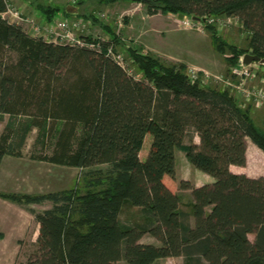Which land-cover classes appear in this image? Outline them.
<instances>
[{"label":"trees","instance_id":"16d2710c","mask_svg":"<svg viewBox=\"0 0 264 264\" xmlns=\"http://www.w3.org/2000/svg\"><path fill=\"white\" fill-rule=\"evenodd\" d=\"M131 1L145 5L150 14L236 17L247 32L248 48L223 40L213 24H206L216 50H228L229 66L246 52L264 59V0ZM28 3L47 22L59 11L44 0ZM6 6L7 0H0V43L18 51L23 72L39 65L63 67L77 55L89 70L74 87L52 96V114L64 121L48 160L79 168L80 179L45 193L0 191V197L23 206L51 203L41 211L27 208L39 227L35 248L23 264H111L120 259L153 264L171 256L183 257L182 264H264V177L229 168L245 165L247 139L264 152V128L253 119L252 106H240L228 89L191 82L182 63H166L129 45L125 50L141 74L136 78L106 54L108 44H123L107 26L109 40L100 41V51L57 44L9 22L1 15ZM15 88L12 77H0V119L13 112ZM12 125L7 122L0 134V164L4 155L19 154L32 127L30 122ZM189 127L198 144L184 143ZM147 133L152 139L142 159ZM177 148L214 181L195 186L180 179L177 186ZM180 189L190 193L189 211L179 207ZM125 203L138 209V220L120 222ZM248 233H254L253 240ZM144 234L158 244L140 241Z\"/></svg>","mask_w":264,"mask_h":264},{"label":"rangeland","instance_id":"374dc122","mask_svg":"<svg viewBox=\"0 0 264 264\" xmlns=\"http://www.w3.org/2000/svg\"><path fill=\"white\" fill-rule=\"evenodd\" d=\"M25 1L28 0H7V3L16 8L18 4H23ZM44 1H53L52 4L59 6L56 14L58 17L62 16L67 3H70L69 0ZM77 1H80V16L87 17L85 20L88 23L83 30L84 33L93 38L109 40V35L103 27L107 26L115 31L123 43L117 49L125 55L128 68L136 78H141V74L136 70L125 50V47L129 45L152 54L166 63H182L188 68L199 70L202 74L206 72L209 76V84L217 87L222 83L215 79L216 76L228 75L231 66L228 65L225 56L229 55V52L227 50L225 54H222L216 50L211 32L205 27L184 29L170 14L167 18L163 15L148 17L145 15L148 12L145 5L131 0H116L109 4L98 0ZM22 14L40 18L39 14H33L28 8H24ZM235 18L225 23L224 26L215 24L214 28L223 40L241 48H248L247 32ZM27 34L31 37H39L38 34ZM19 60L20 54L17 50L0 43V77L7 75L12 77L17 88H15L13 98L15 105L12 114L3 113L1 116L0 134L5 132L7 122L12 123L13 127L27 122L32 124L22 148L21 157L7 158L2 165L0 189L36 192L67 188L80 179L81 171L76 167L59 166L48 160L56 148V129L61 128L64 121H60L52 114L54 106L52 96H55V93L60 92L62 88L66 90L67 87H74L78 84V76L88 75L89 70L79 55L73 57L71 62L63 67L50 68L39 65L36 69L31 68L26 72L20 68ZM235 95L238 96L236 93ZM251 114L255 122L264 128V102L260 108H253ZM79 129L78 126V131ZM151 139V134L147 133L141 151L142 159L146 158ZM197 140H199L198 136L193 128L189 127L184 143L188 144L190 141ZM176 152V164L179 167L175 173L177 186L182 176H190L191 183L214 181L212 176L203 174V171L190 163H186L190 170L184 167L185 152L179 148ZM96 167H105V165ZM231 170L236 173H245L250 177H264V152L247 139L245 165L232 166ZM179 193L180 209L189 211L192 200L189 191L180 189ZM32 207L36 210L42 208L41 205L35 204ZM139 218L140 214L136 207L127 203L123 205L119 216L120 222L127 223ZM190 221L193 222L192 217ZM14 228H17L19 233H13ZM35 229L34 218L28 214L26 209L24 211L18 207L6 205V203L0 204V264H23L35 248ZM248 238L253 240L254 233H248ZM154 240L156 239L148 234H144L141 238L142 242L154 243ZM182 263L183 257L171 256L160 258L153 264ZM111 264L129 263L120 259Z\"/></svg>","mask_w":264,"mask_h":264},{"label":"built area","instance_id":"2783aa9c","mask_svg":"<svg viewBox=\"0 0 264 264\" xmlns=\"http://www.w3.org/2000/svg\"><path fill=\"white\" fill-rule=\"evenodd\" d=\"M77 0H69L70 3H75ZM9 22L20 25L26 33L38 34L44 40L52 42H62L77 47H88L100 51L102 49L101 42L103 39L94 37L92 40L86 38L84 33L87 23L83 17L69 19L68 17L55 16L53 20L47 22L43 18H35L23 16L19 8H15L12 4L7 3L6 10L1 14ZM175 17L176 22L185 28H203L206 24H218L224 26L235 17H213L206 16L202 19L193 18L191 16H183L181 19L177 15L170 14ZM236 19V18H235ZM220 26V27H221ZM105 52L121 67L131 73L126 62L125 55L113 44H108ZM243 55L238 59V62L230 67L227 76H216V80L220 81L221 89H228L234 96L235 93L240 96L238 98L239 105L252 108H260L264 102V63L251 62L243 63ZM185 73L191 82L199 80L202 84H209L208 74L200 73L199 70L186 67Z\"/></svg>","mask_w":264,"mask_h":264},{"label":"crops","instance_id":"0c3cea01","mask_svg":"<svg viewBox=\"0 0 264 264\" xmlns=\"http://www.w3.org/2000/svg\"><path fill=\"white\" fill-rule=\"evenodd\" d=\"M10 1H18V0H10ZM49 3H53V1H48ZM76 2H78V1H76ZM75 2V3H76ZM28 3V1H25V3H23V4H18V7L17 8H19L21 11H23V9L24 8H28L29 9V11L30 12H33V14H39V17L41 18V16H42V14L36 9V8H34L33 6H31V4H27ZM57 3L58 4H61L59 1H57ZM75 3H67L68 5H72V6H74V4ZM66 4V5H67ZM109 4V3H108ZM136 4V3H135ZM139 4V3H138ZM53 5H56V4H53ZM62 5V4H61ZM67 5V6H68ZM58 6V5H57ZM74 7H76V9H77V13H71V14H69V15H67L66 17H68L69 19H73V18H76V17H80V15H78L79 14V12H80V6L78 5V6H74ZM146 8V7H145ZM145 15L146 16H148V17H154V16H157V15H163L164 17H168V15L169 14H161V13H155V14H150V13H145ZM43 17V16H42ZM164 22H166V21H164ZM167 23V22H166ZM108 34V33H107ZM109 35V34H108ZM47 41V40H46ZM197 136V135H196ZM26 139H27V136H26ZM26 139H25V141H24V144H25V142H26ZM194 143H196V144H198L199 143V140H197V141H195ZM24 144H23V146H24ZM23 146L20 148V151H19V154H6V155H4L3 156V158H2V161H1V164H0V172H1V170H2V165H3V163H4V161L7 159V158H16V157H21V153H22V148H23ZM256 146V145H255ZM257 147V146H256ZM258 148V147H257ZM261 150V149H260ZM141 151H142V148H141V150L139 151V156L140 157H142V153H141ZM262 151V150H261ZM263 152V151H262ZM176 159H177V152H176V149H175V173H177V171H178V169H179V167L177 166V164H176ZM185 159H186V161L184 162V167H186L188 170H190L188 167L189 166H187V164L186 163H190V161L185 157ZM191 164V163H190ZM57 165H59V164H57ZM59 166H64V165H59ZM232 166H237V165H233V164H231L230 166H229V168H230V170H231V167ZM65 167H69V166H65ZM79 169V168H78ZM232 171V170H231ZM203 174H205V175H208L207 173H205V172H202ZM180 179H184V180H188V181H190V176H182ZM211 182H213V181H207V182H203V183H197V182H192L193 183V185H195V186H200V185H202V184H204V183H211ZM68 188V187H67ZM62 189H64V188H62ZM57 190H60V189H57ZM0 191H7V192H21V193H25V192H23V191H14V190H4V189H0ZM49 191H55V190H46V191H36V192H27L26 191V193H45V192H49ZM3 203H6V205L8 204V205H10V206H15V207H18V208H20V209H22V210H24L25 211V209L27 210V212H28V214L30 215V216H32L33 218H34V216H33V214L27 209V208H33L32 207V205H41L42 206V208L41 209H39V210H37V211H41V210H43V209H46V208H48V207H50L51 206V203L50 202H48V201H46V202H43V203H34V204H29V205H27V206H23V205H19V204H17V203H15V202H12V201H10V200H8V199H4V198H2V197H0V204H3ZM47 203H49V204H47ZM34 209V208H33ZM36 210V209H35ZM34 221H35V223H36V229H35V231H36V233H35V241H36V237H37V234H38V227H39V224H38V222L35 220V218H34ZM4 230H6L5 228H4ZM12 231H13V233H19L18 232V229L17 228H14V229H12ZM142 238V237H141ZM153 238V237H152ZM155 239V238H154ZM140 241H141V239H140ZM155 242H154V244H156V242H158V240L156 239V240H154ZM150 243H153V242H151V241H149Z\"/></svg>","mask_w":264,"mask_h":264},{"label":"water","instance_id":"95a60500","mask_svg":"<svg viewBox=\"0 0 264 264\" xmlns=\"http://www.w3.org/2000/svg\"><path fill=\"white\" fill-rule=\"evenodd\" d=\"M66 11L69 12V13H77L76 7H74L72 5H68L66 7ZM177 17L179 19H181L183 17V14H178ZM242 61H243L244 64H249V63L254 62V61L264 63V59L261 58L259 55L253 54V53H249V52L243 54V60Z\"/></svg>","mask_w":264,"mask_h":264},{"label":"bare ground","instance_id":"6f19581e","mask_svg":"<svg viewBox=\"0 0 264 264\" xmlns=\"http://www.w3.org/2000/svg\"><path fill=\"white\" fill-rule=\"evenodd\" d=\"M252 147H253V145H252ZM257 156V155H256ZM259 158V157H258Z\"/></svg>","mask_w":264,"mask_h":264}]
</instances>
